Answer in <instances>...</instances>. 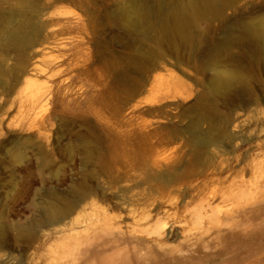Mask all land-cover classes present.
Masks as SVG:
<instances>
[{"label": "rangeland", "instance_id": "1", "mask_svg": "<svg viewBox=\"0 0 264 264\" xmlns=\"http://www.w3.org/2000/svg\"><path fill=\"white\" fill-rule=\"evenodd\" d=\"M126 1L0 0V264H109V255L114 256L113 264H264V205L243 212L236 222L222 217L231 208L249 210L254 203L264 204V175L255 172L264 162V60L259 49L243 44L227 53L242 64L250 87H236L211 103L205 98L214 70L199 60L171 56L159 59L158 65L151 62L144 91L121 114L115 113V72L102 59L110 58V49L121 53L132 39L122 26L106 21ZM240 3L238 10L227 11V24L210 23L211 47L232 28L262 18L264 24V0ZM48 17L59 20L50 30L65 27L56 44L82 41L75 56L96 71L79 75L68 91L28 110L34 92L56 83L26 71L35 60L31 40L47 32L38 27ZM199 28L207 32L209 24L201 21ZM188 51L181 46V56L187 57ZM197 55L204 56L205 50ZM185 85L189 93L174 96V88ZM46 114L49 123L40 126L37 121ZM237 114L242 115L239 122ZM196 119H201L199 128L210 141L205 147L189 141L195 134L190 124ZM133 124L156 133L153 142L162 153L173 159L179 151L184 154L182 164L130 169L129 150L145 151V144L139 147L128 139ZM164 136L174 141L160 143ZM17 154L22 157L16 159ZM116 156L119 161H114ZM194 159L197 164L191 165ZM221 163L231 175L212 180ZM241 165L246 166L242 175L237 173ZM192 168L204 170L186 176ZM232 176L245 179L241 194L234 193ZM80 188L86 191L81 194ZM222 188L227 190L223 196ZM210 199L212 208L204 211ZM66 201L72 203L70 213L55 221L49 205ZM104 209L115 226V238L78 259L85 229L82 223L72 229L69 220ZM70 240L69 251H64Z\"/></svg>", "mask_w": 264, "mask_h": 264}, {"label": "bare ground", "instance_id": "2", "mask_svg": "<svg viewBox=\"0 0 264 264\" xmlns=\"http://www.w3.org/2000/svg\"><path fill=\"white\" fill-rule=\"evenodd\" d=\"M238 2L240 3V0H127V5L123 6L124 8H122L119 13H117L118 10H116L114 13H112V15L108 16V19L106 18L107 20L104 19V21L106 20L108 24H114V26L118 25L120 27L122 26L125 32L132 37L131 41L125 44V50L121 49V53H117L114 50L111 52V49L109 48L110 50L108 52H110V58L105 57L104 59H102L103 62L111 67L115 72L113 74V79L116 86L115 88H113V92L111 94V100L113 101V111L115 113L121 114V112L126 107H129L130 101L135 99L144 91L147 82L149 81V64L151 62H155L154 64L158 65V63L156 62H158V60L161 58H167V56L174 57L177 61L187 60L194 62L199 60L206 67L215 71L214 75L207 84L208 97L205 98L206 102H213V100L217 96H226L236 87L249 88V77L248 74L244 71L242 64L238 60L227 55V53L231 52L233 48L241 47L243 44H255V46L259 49V54L264 60V24H262L263 18L256 23H245L239 29L232 28L227 32L223 41L215 43L213 42L212 47L209 44L210 41L208 38L209 33L214 31V28L210 23L214 20H219L227 24V11L229 9L235 10L237 8L238 10L239 8H241L238 7ZM247 3L248 1L245 4ZM240 4H242V2ZM105 17H107V15ZM93 18H96V16H94ZM58 21L59 20L48 17L38 27L39 31H43L44 29H46L47 32L41 37H36L33 41L31 40L30 46H32V50L34 51L35 60L32 61L33 63L31 62V70L28 69L26 71H30V73L32 74H44L49 79L56 81V83L53 88H47L46 90L42 91L37 90L38 92H34L31 95L32 99L30 98L28 110L35 109L45 99H51L55 95H58V92L68 91L71 83L79 75L83 73L87 74L88 71H96L95 67L93 70L91 67L86 65V62H80L79 58L75 56L79 55L78 53L80 51L82 41L69 46L68 44L63 43L61 44V46H58L59 44H56V37L59 34L63 33L65 27L64 25H62L60 28L51 30L48 27L52 24L57 23ZM201 21L207 22L209 24V30L207 32H203L199 28ZM89 22L90 21L88 20L87 23ZM92 23L94 24L93 21ZM101 23H99V25ZM89 25L91 26V24ZM91 28H93V26ZM23 42L24 40L21 39L20 43L22 44ZM135 44H137V46ZM182 45H186L189 50L187 57L181 56L180 48ZM58 47L61 52L59 51L58 54H55L54 50H56V48ZM204 50V56L197 55V53L200 54V51ZM99 51L101 50L99 49ZM71 55H74L75 57L69 59V56L71 57ZM99 75L101 76V74ZM26 81L28 83H31L32 78H26ZM100 84L102 85V83ZM189 87L188 85L187 87L186 85L185 87H175L173 93L174 96H182L185 93H189V91L191 90ZM47 96L48 98H46ZM49 116L50 114L41 116L37 121L38 124L40 126H45L47 123H49ZM241 116V114L236 115L235 118L236 120L238 119V122L241 120ZM200 122L201 119H196L191 122L190 127L195 134L189 139V141H193V143L197 142L199 145L205 147L210 143V141L208 140V138L202 135V132L199 128ZM235 125H237V123H235ZM144 129L145 128H142L140 126L136 127L133 124L126 132V134H129L127 135L128 139L136 140V143L139 145V147H141L142 144H145V147L142 148L143 150L145 149L144 152L139 151V153H136V151L134 150H129V161L131 162L130 169H135L136 166L139 165H143L147 168L153 166L162 167L164 165L172 167L174 163L175 165L172 168H177L178 166H180V164H182V162L184 161L182 159L184 154H179L181 153L179 151V153H176V155L178 154V156L173 159V155L171 156L169 153H162L159 146L155 145L153 142V137L156 136V133L151 130ZM163 141L173 142L174 138L170 136H164L159 142L161 143ZM127 142L128 141L125 140L124 144H127ZM190 142H187V145H190ZM21 157V154L16 155V159H20ZM235 158L238 159L237 157ZM114 161H119V158L117 156L114 157ZM193 161H195V163H191V165H196V159H194ZM223 165L224 163H221L220 168L217 171L215 168H213L215 169V173L212 180H218L219 178H221V176L224 175L226 178H228L231 175L232 170L231 172H229L230 169ZM196 168H192L189 173H186L185 175H193L204 170H197ZM245 168V165H241L237 173H240V175H242L241 173H243ZM255 172L256 175L257 173L260 175H264V162L261 163L259 167H256ZM210 173L213 172L211 171ZM165 176L166 173L163 172V178ZM205 177H207V175ZM232 178H234V180L236 178L235 181L232 179L234 181L232 184L235 185L234 187L237 189L236 191H234V193L241 194L243 192L242 185L244 183H242V180L245 181V179L241 180L233 176ZM173 179L176 180L177 177L174 176ZM85 191L86 190L84 188H80L79 190L81 194ZM226 192L227 190H223L222 188L220 195L223 196ZM85 194L87 196L89 195V192H86ZM261 200L264 202V197ZM71 205L72 203L68 201L64 202L63 204L56 202L50 204L48 209L54 216L53 219L55 221H60L63 220V218L68 213H70L72 207ZM263 205L264 204H262V202L254 203L249 210L245 208L242 209L243 207L241 208L239 206L234 209L231 208L227 212H225L222 217L233 218L236 222L238 219L237 217L243 214V212L246 213L248 211H254L255 209H259L260 206ZM210 208H212L211 199L207 201V203L203 206L204 211H208ZM147 210L150 212V209ZM140 214L141 213H139V215ZM143 214L141 217L147 219L148 216H143ZM94 215L96 216L94 217ZM148 215H150V213ZM136 216L137 215H135V218ZM69 222L71 223L72 229H74L77 223H82L85 229V233L84 235H82L80 240L81 248L77 251V254L79 255L77 257L78 259L83 260L84 258H86L92 247H97L100 245H103L105 247L113 240V237L115 238V226L113 222L110 221V216L108 213H106L105 209L103 213L94 212L82 218L80 216H74L71 218V220H69ZM234 224L233 226H235ZM237 225L238 224H236V226ZM72 242L73 241H71L67 245H64V251H69V245L71 246ZM113 258L114 256L109 255L106 260L109 261V264H113ZM103 263L108 264L107 262Z\"/></svg>", "mask_w": 264, "mask_h": 264}]
</instances>
